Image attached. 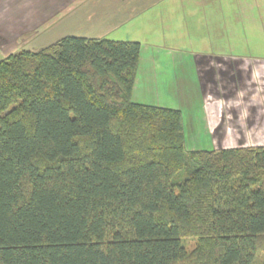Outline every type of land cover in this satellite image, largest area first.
Returning a JSON list of instances; mask_svg holds the SVG:
<instances>
[{
	"label": "trees",
	"instance_id": "trees-1",
	"mask_svg": "<svg viewBox=\"0 0 264 264\" xmlns=\"http://www.w3.org/2000/svg\"><path fill=\"white\" fill-rule=\"evenodd\" d=\"M139 56L66 36L0 60V264H257L264 146L186 151L178 110L132 100Z\"/></svg>",
	"mask_w": 264,
	"mask_h": 264
},
{
	"label": "crops",
	"instance_id": "crops-1",
	"mask_svg": "<svg viewBox=\"0 0 264 264\" xmlns=\"http://www.w3.org/2000/svg\"><path fill=\"white\" fill-rule=\"evenodd\" d=\"M112 1L0 0V60L20 50H34V43L45 47L66 36L114 40L109 37L163 0ZM174 2L172 9L181 10L184 0L171 1ZM152 16L167 20L164 11ZM226 28L224 24V35ZM214 54L207 61L195 55L193 62L202 98V123L213 149L264 146V59ZM134 90L135 81L132 100L136 102ZM216 136L222 138L218 146Z\"/></svg>",
	"mask_w": 264,
	"mask_h": 264
},
{
	"label": "rangeland",
	"instance_id": "rangeland-1",
	"mask_svg": "<svg viewBox=\"0 0 264 264\" xmlns=\"http://www.w3.org/2000/svg\"><path fill=\"white\" fill-rule=\"evenodd\" d=\"M171 1H161L109 38L140 44L136 102L179 110L185 150H212V139L202 123L195 55L206 61L215 52L238 59H264V0H184L181 10L175 11ZM157 11H164L167 20L153 17ZM143 23L146 25L140 27ZM42 46L34 43V50ZM214 141L218 146L222 138L216 136ZM183 242L187 251L196 246L195 238L187 237ZM261 262L264 264V250L257 258V264Z\"/></svg>",
	"mask_w": 264,
	"mask_h": 264
}]
</instances>
